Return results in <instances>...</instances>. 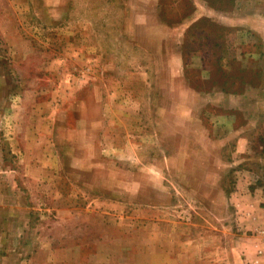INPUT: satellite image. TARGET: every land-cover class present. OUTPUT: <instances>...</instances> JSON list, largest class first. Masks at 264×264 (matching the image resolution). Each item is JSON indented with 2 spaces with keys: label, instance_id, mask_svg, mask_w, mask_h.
Listing matches in <instances>:
<instances>
[{
  "label": "rangeland",
  "instance_id": "obj_1",
  "mask_svg": "<svg viewBox=\"0 0 264 264\" xmlns=\"http://www.w3.org/2000/svg\"><path fill=\"white\" fill-rule=\"evenodd\" d=\"M240 175L264 0H0V264H249Z\"/></svg>",
  "mask_w": 264,
  "mask_h": 264
},
{
  "label": "crops",
  "instance_id": "obj_2",
  "mask_svg": "<svg viewBox=\"0 0 264 264\" xmlns=\"http://www.w3.org/2000/svg\"><path fill=\"white\" fill-rule=\"evenodd\" d=\"M233 129L239 131L238 126H234ZM243 140V138H240L236 143L237 145H234V150L240 154L246 151L245 141ZM244 179V176H238L234 191H230L226 196L229 200L238 198L240 203L238 213L241 222L239 225L242 229L243 226L252 229L251 236L247 238L246 234L243 238L245 254L242 257L249 264H264V188L254 183L255 188L250 189L251 183H243ZM230 195H232V198ZM246 203L252 208L249 209Z\"/></svg>",
  "mask_w": 264,
  "mask_h": 264
}]
</instances>
